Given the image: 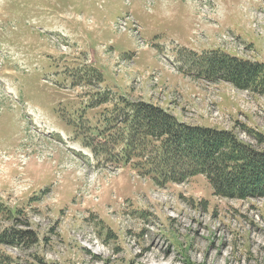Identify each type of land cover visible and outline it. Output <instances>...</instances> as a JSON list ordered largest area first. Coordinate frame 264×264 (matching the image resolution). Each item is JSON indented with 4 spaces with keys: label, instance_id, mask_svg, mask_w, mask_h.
Here are the masks:
<instances>
[{
    "label": "rangeland",
    "instance_id": "374dc122",
    "mask_svg": "<svg viewBox=\"0 0 264 264\" xmlns=\"http://www.w3.org/2000/svg\"><path fill=\"white\" fill-rule=\"evenodd\" d=\"M185 49L264 64V0H0V235L29 236L2 257L264 264V198L159 183L145 147L127 155L138 102L264 151V95L179 72L199 73Z\"/></svg>",
    "mask_w": 264,
    "mask_h": 264
},
{
    "label": "trees",
    "instance_id": "16d2710c",
    "mask_svg": "<svg viewBox=\"0 0 264 264\" xmlns=\"http://www.w3.org/2000/svg\"><path fill=\"white\" fill-rule=\"evenodd\" d=\"M184 53L191 56L193 66L199 69L196 75L180 69L189 77L224 81L238 89L264 95V64L220 51L200 55L185 49L182 56ZM128 108L131 113L125 141L127 155L130 157L139 147H145L146 164L159 183L181 184L204 175L214 196L236 200L264 198V151H257L232 131L187 126L170 111L153 104L130 103ZM252 134L264 143L260 134ZM28 237V233L11 229L10 233L0 235V244L15 246V240L26 241ZM0 264H14V261L0 255Z\"/></svg>",
    "mask_w": 264,
    "mask_h": 264
},
{
    "label": "bare ground",
    "instance_id": "6f19581e",
    "mask_svg": "<svg viewBox=\"0 0 264 264\" xmlns=\"http://www.w3.org/2000/svg\"><path fill=\"white\" fill-rule=\"evenodd\" d=\"M154 245H157V243L156 242H154ZM140 254V253H139ZM141 256V255H140ZM139 257V256H138Z\"/></svg>",
    "mask_w": 264,
    "mask_h": 264
}]
</instances>
